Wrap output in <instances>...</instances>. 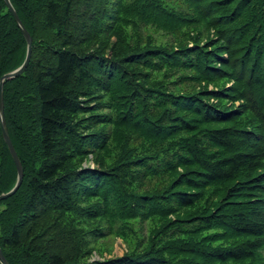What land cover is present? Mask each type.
Instances as JSON below:
<instances>
[{
    "label": "trees",
    "instance_id": "obj_1",
    "mask_svg": "<svg viewBox=\"0 0 264 264\" xmlns=\"http://www.w3.org/2000/svg\"><path fill=\"white\" fill-rule=\"evenodd\" d=\"M179 1L10 0L9 264H264V0ZM25 54L0 0V77ZM16 175L0 126V194ZM108 235L126 251L88 261Z\"/></svg>",
    "mask_w": 264,
    "mask_h": 264
},
{
    "label": "water",
    "instance_id": "obj_2",
    "mask_svg": "<svg viewBox=\"0 0 264 264\" xmlns=\"http://www.w3.org/2000/svg\"><path fill=\"white\" fill-rule=\"evenodd\" d=\"M12 17L14 18L15 22L17 23V25L19 26L25 40H26V54L24 57L23 62L14 70H11L9 72L4 73L1 77H0V126H1V133H2V137L4 142L7 145V148L9 150V153L13 159V162L15 164V168H16V181L13 185V187L8 190L7 192H3L0 194V200L11 196L12 194H14L16 192V190L19 188L22 179H23V169H22V165L20 162V159L16 153V150L10 140L9 134H8V130L6 127V123H5V118H4V111H3V107H4V103H3V83L6 79H11L14 78L18 75H20L26 68L29 60H30V56H31V47H32V39L31 36L29 34V32L26 30V28L24 27V25L22 24L16 10L14 9L13 5L11 4L10 0H4ZM0 262L1 264H9L7 262V260L5 259L1 248H0Z\"/></svg>",
    "mask_w": 264,
    "mask_h": 264
},
{
    "label": "rangeland",
    "instance_id": "obj_3",
    "mask_svg": "<svg viewBox=\"0 0 264 264\" xmlns=\"http://www.w3.org/2000/svg\"><path fill=\"white\" fill-rule=\"evenodd\" d=\"M177 4H183L179 0L175 2V5ZM154 36L158 38L159 40L170 42L173 40L172 33L165 32L164 30L157 29L156 27L152 26L150 28H144L142 36ZM196 83L188 82V83H179L175 86L176 91H182L187 90L191 88H198L199 86ZM213 85L210 84L209 88H211ZM83 165L86 167H94V161L92 158V155H89V158L86 159V161L83 162ZM127 249L125 242L122 238L114 235H108L103 239H100L95 243V247L92 251V253L88 257V261H94V260H103L112 258L118 255H121L123 252H125ZM262 255H264V251H262Z\"/></svg>",
    "mask_w": 264,
    "mask_h": 264
}]
</instances>
